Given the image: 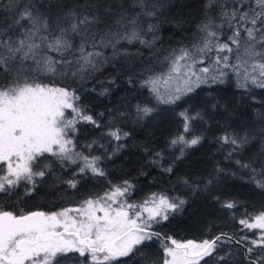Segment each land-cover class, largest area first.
<instances>
[{
	"label": "snow or ice",
	"instance_id": "6c2138e0",
	"mask_svg": "<svg viewBox=\"0 0 264 264\" xmlns=\"http://www.w3.org/2000/svg\"><path fill=\"white\" fill-rule=\"evenodd\" d=\"M166 7V0H67L42 13L35 0H8L5 6L8 14L0 17V194H14L13 190L23 182L25 195H31L37 184L51 175L54 161L49 157L62 166L75 164L80 156L73 150L70 134L81 120L96 124L91 115H85L84 109L77 106L80 97L75 89L50 86L41 82L40 77L59 74L79 78L83 83L106 62L101 49L111 46L116 55V45L121 40L129 43L139 40L151 46L154 41L142 37L155 34L156 21ZM225 24L232 34L221 42ZM198 30L201 34L198 43L166 57L167 73L142 82L157 104L175 105L201 85L223 84L229 73L235 75L237 88L264 89V0H252L246 6L233 0L231 9L228 0H205ZM76 37L81 41L79 45L72 42ZM206 60L208 66L197 67ZM219 108L218 103L211 105L213 113ZM66 110H71L72 118L66 117ZM155 110L148 105L136 106L137 114L143 116ZM179 116L183 132L171 141L172 146L191 148L200 144L204 139L202 134L191 139H187V134L192 132L194 122L211 120L201 111L190 114L188 109ZM256 118L264 123V112H257ZM230 128L228 124L217 138L221 150H228L226 159L247 151L256 140L264 145V127L259 131L245 129L242 135ZM108 135L121 139L118 130ZM260 155L264 156V146ZM82 159L84 166L64 181L70 188H76L77 177L88 172L95 177L106 175L98 166L100 157ZM235 164L249 171L257 187L264 188V162L257 159L245 163L236 159ZM166 171L171 172L172 168ZM211 182L209 179L205 187ZM191 183L198 189L201 182ZM130 189L131 185L125 181L124 186H113L104 196L88 199L80 207L53 213L34 211L17 215L0 210V264H59L57 258L69 253H78L90 264H112L118 258L135 255L145 242L159 237L152 230L153 225L168 221L186 201L154 193L142 204L128 203L123 198L130 194ZM222 206L235 207L232 202ZM239 223L250 230H264V213L256 216L254 222L242 219ZM224 237L227 241L232 239L227 233L200 243L173 239V246L164 248L163 264H200L201 261L207 264L206 258L215 264H227V254L220 255L217 251L221 242H227ZM251 244L264 246V231ZM247 252L252 253L253 247ZM245 259L250 257L246 255Z\"/></svg>",
	"mask_w": 264,
	"mask_h": 264
},
{
	"label": "trees",
	"instance_id": "16d2710c",
	"mask_svg": "<svg viewBox=\"0 0 264 264\" xmlns=\"http://www.w3.org/2000/svg\"><path fill=\"white\" fill-rule=\"evenodd\" d=\"M35 2L38 8L44 5L39 8L40 12L48 13L49 8L67 0ZM166 2L168 7L162 10L160 19L156 21L155 34L142 37L154 41L151 46L141 44L139 40L131 43L121 40L116 45V55H113L111 46L101 49L105 52L106 62H102L83 83L79 78L58 74L40 77L43 83L75 89L80 97L76 101L77 106L84 109L85 115H91L96 124L79 121L74 142L82 154L100 157L98 166L106 175L95 177L88 172L77 177V187L73 189L64 181L78 171L77 165L53 167L55 176L38 183L31 195H25L26 189L22 184L13 190L12 195L0 194V210L17 215L55 210L100 195L114 185L124 186L127 181L131 185L127 195L129 201L138 202L151 194L161 193L183 199L186 203L180 211L172 213L168 221L153 225L152 230L159 233V237L145 242L135 255L118 258L112 264H161L164 247L170 242L168 238L210 240L221 233L232 237L230 241L224 237L227 242H221L217 250L220 255L227 254V264H250L251 261L245 259L242 245L235 240L244 244L247 252L249 245L244 242L247 235L239 221L264 209V188L257 187L249 171L236 165L235 160L247 163L259 159L264 162V156L260 155L264 145L256 140L247 151L229 160L226 159L228 150H221L217 138L228 124H231L230 131L241 135L245 129L259 131L264 127V123L257 122L256 118L257 112H264V89L251 86L246 91L237 88L236 78H229L233 75L229 73L226 76L229 82L224 78L223 84L201 85L175 105L157 104L142 82L166 73L169 69L166 57L198 43L201 38L198 24L203 19L205 0ZM237 3L246 6L252 0H237ZM7 4L8 0H0V17L8 14L5 10ZM228 7H233V0H228ZM221 32V42L227 41L232 34L226 24ZM72 42L79 45L81 41L76 37ZM49 55L55 57L57 54ZM214 103L220 105L215 113L211 109ZM138 104L156 110L149 116H143L137 114ZM185 109L190 114L201 111L211 122L193 123L190 134H202L204 139L195 147H184L181 156V150L171 146V140L181 126L178 113ZM114 130L119 131L120 140L108 135ZM124 133L128 135L124 136ZM169 167L171 172L166 171ZM217 168L223 171L218 173ZM209 179L212 182L205 187ZM186 180L190 182L187 185L184 183ZM193 181L201 182L198 189L191 183ZM228 202L235 207L228 209L222 206ZM256 251L253 249L247 255L262 264ZM74 254L58 257L59 264H90L85 257H73ZM212 262L215 264L214 260Z\"/></svg>",
	"mask_w": 264,
	"mask_h": 264
},
{
	"label": "rangeland",
	"instance_id": "374dc122",
	"mask_svg": "<svg viewBox=\"0 0 264 264\" xmlns=\"http://www.w3.org/2000/svg\"><path fill=\"white\" fill-rule=\"evenodd\" d=\"M103 54H104V56H105V52H103ZM212 56H213V58L215 57V53H214V52L212 53ZM208 64H209V61L206 60L205 63H204L203 65H197V67H206V66H208ZM167 72H168V70L166 71V73H167ZM58 75H59V74H58ZM59 76H61V75H59ZM233 76L235 77L234 74L232 75V77L229 75V78H233ZM235 78H236V77H235ZM225 80H226L227 82L230 81V80H228L226 77H225ZM45 84H48V85H50V86H59V85H52V84H49V83H45ZM249 87H251V86H249ZM169 106H170V105H169ZM179 113H180V112H179ZM179 113H178V117H177V118L180 119V121H181V126H180V129H179V132H178V133L172 138V140L175 139V138H177V137L183 132V121H182V119L180 118ZM65 115H66L67 118L70 119V118H72V115H73V114L71 113V110H66ZM78 126H79V122L76 124V131H75L74 133L70 134L69 138L72 139V141H73V150H74V152H75L76 154H79V156H80V158L77 159V162H78V163H77V162L75 163V164L77 165V167L79 168V167H83V166H84V163H85L84 160L82 159V157H85V156H86V157L89 158V160H91V157H89L88 155L82 154L81 151H79V150L77 149V147H76V144H75V142H74V138H75V135H76V133H77ZM192 136H193V135H191V134H187V139H191ZM172 140H171V141H172ZM171 146H172V144H171ZM174 147H176V148H178L179 150H181V148L184 147V146L178 144V145H176V146H174ZM49 159L52 160V161H54V163L52 164V168H53V167H56V168L63 167L60 163L55 162V158H53V157H49ZM54 176H55V174H54L53 172H51V175L46 176L44 179H46V178H48V177H49V178H52V177H54ZM56 177H57V175H56ZM21 184L24 186V183H23V182H22ZM114 186H121V185H114ZM24 187H25V186H24ZM112 188H113V187H112ZM112 188H110L109 190L105 191L104 193H102V194H100V195L92 196V197L86 198V199H84L83 201H81L80 203H78V204H76V205H69V206H66V207H63V208H59V209H55V210H49V211H43V212H46V213H53V212H59V211H61V210H63V209H66V208H76V207H80V206L83 204L84 201H86V200H88V199H93V200H95V199H97L98 197H102V196H104V194H105L106 192H110ZM155 194H157V195H161V193H155ZM151 195H152V194H151ZM151 195H149L148 197H146V198H144L143 200L138 201V202L129 201L128 198H127V196H126L125 198H123V199H125L128 203L142 204V203H143L146 199H148ZM6 211H8V210H6ZM261 213H264V209L261 210V211H259L258 213H255L251 218H248V217L246 218V217H244V219L249 220V222H254V218H255L256 216L260 215ZM72 215H76V214L73 213ZM243 228H244V232H245L246 235H247V237L244 238V242H247L248 245H249V247H253L254 250L256 249V250H257L256 252L259 253L258 255H260L261 258H264V246H255V247H254V246L251 244V241H252V240H259V239H260L261 232L264 231V230H261V229H259V228L251 229V230H250V229L245 228L244 226H243ZM189 240L194 241V242H196V243H200V242H202V241L205 240V239H203V240L187 239V240H183V241H182V240H176V241H178V242H182V243H186V242L189 241ZM171 246H173V245H171V242H169V243L166 244L165 247H171ZM165 247H164V248H165ZM77 255H79V254L76 253V255L74 254L73 257H74V256L77 257ZM164 259H165V256L163 257L161 264H163ZM206 259H207V264H214V262H212L213 260L208 259V258H206ZM262 261H263V262H262V264H263V263H264V260H262ZM200 264H205V262H204V261H201Z\"/></svg>",
	"mask_w": 264,
	"mask_h": 264
},
{
	"label": "water",
	"instance_id": "95a60500",
	"mask_svg": "<svg viewBox=\"0 0 264 264\" xmlns=\"http://www.w3.org/2000/svg\"><path fill=\"white\" fill-rule=\"evenodd\" d=\"M25 214H27V213H25ZM20 215V214H19ZM169 239V238H168ZM171 240H173L172 238L171 239H169V241L171 242ZM236 242H237V240H235ZM240 244L242 245V247H243V249H244V255L246 256L247 255V252H246V246L244 245V244H242L241 242H240ZM250 261H252V260H254V259H252V258H250L249 259ZM256 261V260H255ZM257 264H259L258 262H257Z\"/></svg>",
	"mask_w": 264,
	"mask_h": 264
},
{
	"label": "flooded vegetation",
	"instance_id": "af4514ba",
	"mask_svg": "<svg viewBox=\"0 0 264 264\" xmlns=\"http://www.w3.org/2000/svg\"><path fill=\"white\" fill-rule=\"evenodd\" d=\"M239 244V243H238Z\"/></svg>",
	"mask_w": 264,
	"mask_h": 264
}]
</instances>
